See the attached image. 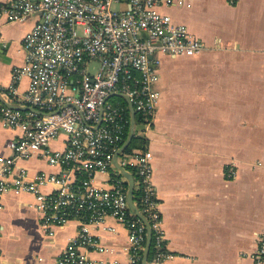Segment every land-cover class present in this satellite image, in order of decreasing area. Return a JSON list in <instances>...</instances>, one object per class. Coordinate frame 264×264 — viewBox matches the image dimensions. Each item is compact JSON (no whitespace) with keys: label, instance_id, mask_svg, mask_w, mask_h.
<instances>
[{"label":"built area","instance_id":"2783aa9c","mask_svg":"<svg viewBox=\"0 0 264 264\" xmlns=\"http://www.w3.org/2000/svg\"><path fill=\"white\" fill-rule=\"evenodd\" d=\"M191 6V0H10L0 7L8 23L38 16L23 39L25 61L14 67L10 85L0 92L3 123L21 131L8 143L11 153L0 155V208L6 192L28 193L35 196L50 235L76 222L77 234L57 264H92L91 252L107 251L94 228L112 234L114 227L105 224L108 217L128 230V264H142L147 226L129 206L128 178L120 170L112 173L131 127L122 95L141 118L136 134L148 132L161 99V56H193L206 48L186 25L162 11ZM93 63L99 65L96 72L90 69ZM23 77L29 86L19 92ZM62 136L64 147L54 148ZM32 157L61 171L32 174L21 164ZM151 160L148 149L118 156V163L138 177L142 207L134 204L154 232L156 253L147 264H165L173 254L162 227ZM97 174L108 176V187L96 182ZM257 244L252 257L264 264V233Z\"/></svg>","mask_w":264,"mask_h":264},{"label":"crops","instance_id":"0c3cea01","mask_svg":"<svg viewBox=\"0 0 264 264\" xmlns=\"http://www.w3.org/2000/svg\"><path fill=\"white\" fill-rule=\"evenodd\" d=\"M10 0H0V7ZM188 8L162 11L206 44L193 56L162 55L161 99L145 133L152 152V183L168 250L165 264H256L264 233V0H191ZM1 11V10H0ZM38 16L6 22L0 12V92L25 61L23 39ZM29 79L18 85L25 92ZM21 131L0 117V155ZM63 136L52 143L63 148ZM30 172L61 168L32 157ZM119 169L115 165L112 173ZM106 174L96 182L109 186ZM35 196L6 192L0 208V264H57L77 234L71 222L50 235ZM112 234L95 229L107 246L91 252L92 264L129 262L128 230L114 218Z\"/></svg>","mask_w":264,"mask_h":264},{"label":"water","instance_id":"95a60500","mask_svg":"<svg viewBox=\"0 0 264 264\" xmlns=\"http://www.w3.org/2000/svg\"><path fill=\"white\" fill-rule=\"evenodd\" d=\"M122 96L128 101V104H129V107H130L131 127H130L128 138L126 139V141L123 144L122 148L119 150V152H117V154H116V156L114 158V163H115L116 167L121 171V173L128 178V181H129L128 203H129L130 208L135 212V214H137L145 222V224L147 226V242H146V248H145V251H144L143 262H142V264H147L148 263V258H149L150 247H151V240H152V232H151V229H150V224H149L147 218L140 212V210L134 204V198H133V196H134V187H135L134 175L130 171L126 170L123 166H121L118 163L119 154L124 152L129 147V145L132 142L133 137L136 134V131H135L136 112L134 110L133 105L129 102V99L126 96H124V95H122ZM11 105L13 107H15V108L27 109L26 107H19V106H16L14 104H11ZM29 109H33V108H29ZM37 112L41 113L40 111H37Z\"/></svg>","mask_w":264,"mask_h":264},{"label":"trees","instance_id":"16d2710c","mask_svg":"<svg viewBox=\"0 0 264 264\" xmlns=\"http://www.w3.org/2000/svg\"><path fill=\"white\" fill-rule=\"evenodd\" d=\"M140 120H141V118L138 115H136V122L139 123ZM147 142L148 141L144 136H141L139 134H135V136L132 139L131 144L129 145V147L124 152H127V153L132 152L133 149H135V148L145 150V149H147ZM134 178H135V181L138 179V177L135 174H134ZM133 198H134V202H137L138 205L140 207H142V193L136 185H135ZM154 243H155L154 232H152L151 247H150L149 258H148L149 263L151 261H153L154 257H155L156 250L154 248Z\"/></svg>","mask_w":264,"mask_h":264},{"label":"rangeland","instance_id":"374dc122","mask_svg":"<svg viewBox=\"0 0 264 264\" xmlns=\"http://www.w3.org/2000/svg\"><path fill=\"white\" fill-rule=\"evenodd\" d=\"M99 68V65L97 63H93L90 65V69L92 70V72H96ZM137 134L141 135V136H144L145 135V132L141 131V130H138L137 131Z\"/></svg>","mask_w":264,"mask_h":264}]
</instances>
